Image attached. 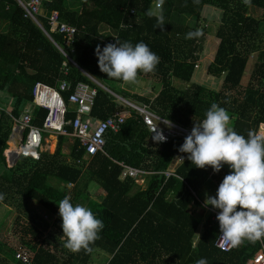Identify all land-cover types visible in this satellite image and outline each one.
I'll list each match as a JSON object with an SVG mask.
<instances>
[{"label":"trees","instance_id":"1","mask_svg":"<svg viewBox=\"0 0 264 264\" xmlns=\"http://www.w3.org/2000/svg\"><path fill=\"white\" fill-rule=\"evenodd\" d=\"M29 1L22 0L24 4ZM153 1L43 0L45 14L57 11L60 23L77 29V42L69 48L64 36L50 34L54 43L47 39L18 0H0V194L4 197L0 209L11 205L19 212L10 235L20 244L10 249L0 243V264H23L16 258L20 249L33 255L31 264H91L96 249L110 255L106 264H196L200 258H206L208 264H248L262 249L264 240H246L230 252L214 247L219 224L213 220V212L218 210L205 207L200 196H210V189L217 191L229 167L225 165L218 173L196 168L187 154L179 152L185 138L155 142L141 118L117 97L146 106L157 117L188 129L202 122L207 110L217 103L228 111L237 133L246 137L249 129L259 131L262 127L260 131H264V18L248 14L250 8L264 12V0H251L250 5L244 0H164L163 29L157 25L160 9L153 11ZM206 7L222 12L216 33L220 44L206 70L222 79L219 91L194 81L206 33L201 30L198 39L185 38L198 29L187 22L199 21ZM41 23L48 32L47 23ZM115 40L133 46L143 42L159 56L154 74H140L145 88L136 83L132 84L138 89L134 93L119 90L122 81L99 71L97 45L103 49ZM252 54H257V61L250 81L242 87ZM173 81L188 87L180 90ZM38 83L54 89L62 83L70 86L61 92L68 103L66 121L77 116L68 98L79 83L97 89L90 111L93 123L112 115H130L116 132L107 133L105 151L94 156L86 154L78 138L59 135L54 153L42 149L38 159L21 156L9 167L5 152L13 117L21 118L28 111L31 124L43 128L47 111L33 102ZM13 98L16 101L10 104ZM66 128L73 133L72 126ZM48 136L44 133L45 139ZM66 145L68 153L64 152ZM12 146L16 150L17 145ZM178 158L183 162L180 159L176 164ZM92 186L105 195L93 194ZM66 195L73 205L90 208L104 223L90 253H72L63 246L62 222L55 217L58 202ZM32 204L44 212L46 220L31 209ZM192 207L209 209L210 214L201 222L204 216L195 217Z\"/></svg>","mask_w":264,"mask_h":264},{"label":"clouds","instance_id":"2","mask_svg":"<svg viewBox=\"0 0 264 264\" xmlns=\"http://www.w3.org/2000/svg\"><path fill=\"white\" fill-rule=\"evenodd\" d=\"M244 2L250 5L251 0H244ZM163 4L164 0H158L156 4V8L160 9L157 15V25L161 29L164 26ZM50 12L53 11H49L48 14L44 13L37 18L39 25L33 21L48 36L47 39H50V34H57L51 33L48 24L47 17ZM41 20L47 23L48 32L42 26ZM202 35V31L197 29L188 32L185 38L198 39ZM75 41L77 42V34ZM95 55L99 71L106 77L122 81L124 84L138 83L141 73L154 74L160 62L159 56L143 42L133 46L131 42L121 43L119 40H115V43H108L103 49L97 45ZM204 63L205 61L199 60L195 64V73H201ZM104 90L109 91V89ZM73 106L77 111V107ZM125 114L127 118L130 115V113ZM134 114L143 121L138 113L134 112ZM170 123L168 121L167 125ZM189 130L191 131L187 136L181 137L185 139L179 152L187 154L191 164L198 169L211 168L214 173L220 172L225 165L230 169L219 184L215 196L206 194L204 201L205 207L211 206L213 209L219 210L218 212L214 210L213 213L219 224L221 239L233 249L241 246L246 240L253 243L264 240V131L249 129L246 137L237 133L232 126L230 114L217 103H213L207 110L206 118L202 122L194 123L192 129ZM151 136L153 137V135ZM153 139L155 142H163L165 138L158 134ZM17 149L19 148L17 147ZM16 150L8 153V149L6 150L5 155L8 162L11 160L7 155ZM180 159L183 162V158ZM9 167H13V165ZM3 198V195L0 194V200ZM58 211L62 221L63 235L60 238L64 241L63 246L72 253L81 251L90 253L93 250L92 245L100 239V233L104 228L103 221L98 219L90 208L82 204L73 205L71 197L67 195L58 202ZM261 251L262 249L259 252ZM196 264H208V261L206 258H200Z\"/></svg>","mask_w":264,"mask_h":264},{"label":"built area","instance_id":"3","mask_svg":"<svg viewBox=\"0 0 264 264\" xmlns=\"http://www.w3.org/2000/svg\"><path fill=\"white\" fill-rule=\"evenodd\" d=\"M18 2L25 8L29 17L39 25L37 18L41 17L40 11L42 9L43 0H30L27 4H24L22 0H18ZM47 20L51 28V33H57L64 36L65 46L69 48L74 47L76 43L75 36L77 34V30L65 24H60L58 22L57 12L55 11L50 12ZM59 51L62 55L66 56L62 50L59 49ZM196 68H198V66H196ZM78 69L98 86L108 90L96 79H93L80 68ZM64 85H66V83L61 84V86ZM77 85L78 86L73 90L72 95L68 98V102L77 106L78 109L77 117L72 121H66L65 118L68 111V103H66L65 99L55 95L53 90L47 85H36L37 88L34 91L33 102L36 105L43 107V109L47 111V114L43 128H39L31 124L32 117L31 113L28 111H26L21 118L13 117V136L11 140L20 137V132H23L24 134L21 145L19 149L16 150L20 157L27 156L38 159L40 157V151L43 149V145L46 140L44 133H49V136L52 134L55 136H74L80 140L82 146L86 148V153L91 156L104 151L106 145L105 136L110 131L116 132L123 124L127 115H112L107 119L93 123L90 111L92 110L91 106L97 96V89L93 88L89 83H79ZM62 89H64V87H62ZM69 89L70 86L66 88V90ZM119 101L126 105L130 104L122 99H119ZM6 113L11 115L9 110L6 111ZM136 113L142 117L143 122L149 128L153 137L159 134L165 138L162 143H167L176 137H183L189 134V132L178 129L174 124L167 125L168 122L165 120L160 119L157 116L146 114L142 110H137ZM67 126H72V134L67 131ZM26 132L27 134L25 137ZM7 156L11 161L14 159L12 154ZM9 163V166H11V162ZM129 173L134 174L132 170H130ZM214 220L217 221L216 218H214ZM214 246L224 252H229L233 249L221 239L220 234ZM16 258L23 264H31L33 255L26 249H20L16 253ZM248 264H264V245L262 246V251L256 254Z\"/></svg>","mask_w":264,"mask_h":264},{"label":"rangeland","instance_id":"4","mask_svg":"<svg viewBox=\"0 0 264 264\" xmlns=\"http://www.w3.org/2000/svg\"><path fill=\"white\" fill-rule=\"evenodd\" d=\"M157 3H158V0H154L153 11L156 13L159 12V9L156 8ZM154 9H158V10H154ZM248 14L251 15V17L258 19V20L264 18V12L262 10H259V9L250 8V12ZM221 17H222V12L220 10H218L216 8H212V7H206L203 14H202V17L199 21L197 19H191L190 21L187 22V24L190 27H193V28L198 27L199 30H202L207 35L205 38V43L203 45L204 52L201 56V60L205 61V63L203 64L202 71H200L201 73H195L196 78L194 79V81L197 80V83H201L205 87H207L208 89L216 90V91L220 90L221 84H222V79H218L216 77L208 75L206 70H207L208 66L211 65L212 62L214 61V58L216 57L218 47L220 44L216 38V33H217L219 26L221 24L220 23ZM256 61H257V54H252L250 56L248 68H246L245 75L242 78V87H245V85L248 84V82L250 81V77H251V74L254 70V66H255ZM201 67H202V65H201ZM140 79H144V77H139V80ZM138 83L142 86L145 84V83L143 84V82H141V81H139ZM105 85H107V84H105ZM173 85H174V87H176L180 90H185L188 87L187 83H182L181 81H173ZM143 88H145V86H143ZM120 89L129 90L131 93H134V91L138 90L137 87H133L132 84H124V83L121 85V88H119V90ZM116 90L118 91V89H116ZM4 95H6V93H4ZM10 101H11L10 104H13L16 101V99L13 98ZM52 142H54L53 147H52V149H50V145ZM56 146H57V138H55V136H48L46 138L44 145H43V150L48 151L49 153L52 154L55 152ZM9 151H13L11 144H10ZM64 152L65 153L69 152L67 145L64 148ZM179 160H180V158L177 159L176 164H178ZM7 163L10 165V163L8 161H7ZM176 164H174V167ZM214 190L216 192V188L209 190V192H212L210 195L212 197H214L216 194L215 192H213ZM91 192L93 194L97 193L96 195H99V194L105 195L103 192H99V188L95 187V186H92ZM200 197H201V200L204 204L206 196L201 195ZM8 206H10V208H8L4 205L0 209V243L7 245L10 249L11 248L17 249L18 247H20V244L16 241V239H14L11 236L12 234L10 235V230L13 226V222L15 221L16 217L19 215V212L15 211L14 209H11L12 208L11 205H8ZM31 209L35 212H39L40 215L46 220L47 216L44 215V212L41 211L37 205L32 204ZM190 212L195 217L201 218L204 216V218L201 220V222L206 220V216H209V214H210L209 209H204L202 207H201V209L196 208V207H192ZM55 219H57L58 222H60V223L62 222L59 214L55 217ZM53 220H54V218H53ZM53 220L51 221L49 219V221H51V224H53ZM49 232H51V231H49ZM109 259H110L109 254L105 253L104 251L96 249L94 254L92 255L91 264H106Z\"/></svg>","mask_w":264,"mask_h":264},{"label":"bare ground","instance_id":"5","mask_svg":"<svg viewBox=\"0 0 264 264\" xmlns=\"http://www.w3.org/2000/svg\"><path fill=\"white\" fill-rule=\"evenodd\" d=\"M93 79H95V78H93ZM84 84H85V83H84ZM77 86H78V85H76L75 88H76ZM62 87H64V89H62ZM67 87H69L68 84H66V85H64V86H60L59 89H54V88H52V87H49V88L53 90V92H54L55 95L60 96L62 99H64V97H62L61 92L68 91V90H66ZM36 88H37V87L35 86L34 91L36 90ZM75 88H74V89H75ZM33 95H34V93H33ZM71 95H72V93H71ZM71 95H70V96H71ZM127 106H129L130 109H131L132 111H134V112H137V110H142V111H143L144 113H146V114L156 116V115H154L153 113H151V112L149 111V109H147L146 106H138V105H136V104H134V103H130V104L127 105ZM1 111H2V107L0 106V112H1ZM118 115H121V114H118ZM126 119H127V117H126ZM166 122H168V121H166ZM170 124H173V123H170ZM174 125H175L178 129L184 130V131H186V132H189V133H190V131H191V130H189L188 128H183V127H180V126H178V125H176V124H174ZM14 142H15L16 145H17V139H16V138H14V139L9 143V145L11 144V146H12V143L15 144ZM12 147H13V146H12ZM16 149H17V148H16ZM8 151H9V149H8ZM8 151H7V153H8Z\"/></svg>","mask_w":264,"mask_h":264},{"label":"water","instance_id":"6","mask_svg":"<svg viewBox=\"0 0 264 264\" xmlns=\"http://www.w3.org/2000/svg\"><path fill=\"white\" fill-rule=\"evenodd\" d=\"M12 136H13V134H12ZM12 136H10V139H9L10 141L12 139ZM23 136H24L23 132H20V137L16 138L17 139V147L18 148L20 147V144H21ZM11 154L14 156V159L11 161V165L14 166L17 163L18 159H19V154L17 153V151L12 152Z\"/></svg>","mask_w":264,"mask_h":264},{"label":"crops","instance_id":"7","mask_svg":"<svg viewBox=\"0 0 264 264\" xmlns=\"http://www.w3.org/2000/svg\"><path fill=\"white\" fill-rule=\"evenodd\" d=\"M40 14L42 15H44V9H41V11H40ZM39 27V26H38ZM39 29H40V27H39ZM44 35H45V37L46 38H48V36L42 31V30H40ZM133 86V85H132ZM134 87V86H133ZM134 92H136V91H134ZM12 134H13V129H12V133H11V136H12ZM11 141L9 140V142L8 143H10ZM9 147H10V145H9ZM5 154H6V152H5ZM219 211V210H218Z\"/></svg>","mask_w":264,"mask_h":264}]
</instances>
